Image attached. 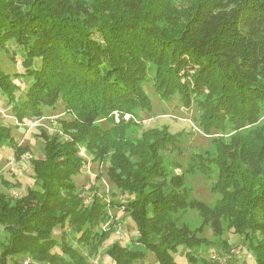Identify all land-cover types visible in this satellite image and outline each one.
I'll return each instance as SVG.
<instances>
[{
  "label": "trees",
  "instance_id": "1",
  "mask_svg": "<svg viewBox=\"0 0 264 264\" xmlns=\"http://www.w3.org/2000/svg\"><path fill=\"white\" fill-rule=\"evenodd\" d=\"M10 45L23 51L20 74L1 69L2 55L15 62ZM13 76L27 84L18 106ZM147 86L161 100L177 96L184 110L195 105L202 133L228 130L229 141L212 140L185 168L174 162L183 170L173 173L163 154L180 153L182 133L129 136L139 113L151 111ZM0 95L19 124L58 103L70 117L59 133L36 130L44 156L30 161L26 193H0V264H91L114 234L99 230L111 223L110 206L129 216L143 252L113 242L109 264H142L147 252L156 264H177L179 249L196 263L197 249L213 246L200 234L207 228L219 238L224 226L253 264H264V0H0ZM3 146L17 161L29 153L0 125ZM81 148L106 166L121 201L84 202L74 182L86 162ZM198 174L211 181L210 204L192 196L187 179ZM188 212L198 216L194 229L181 222Z\"/></svg>",
  "mask_w": 264,
  "mask_h": 264
},
{
  "label": "rangeland",
  "instance_id": "2",
  "mask_svg": "<svg viewBox=\"0 0 264 264\" xmlns=\"http://www.w3.org/2000/svg\"><path fill=\"white\" fill-rule=\"evenodd\" d=\"M12 52H14L16 56L15 62H12L7 55H2L1 69L11 75L16 73L20 74L22 72L20 63L23 51L18 46L13 47L10 45V48H8V56L11 55ZM13 82L19 86V89L16 91L14 102L15 105L18 106L23 101V95L27 88V84L24 80L14 76ZM147 87V93L151 100V111L148 113H139V118L134 120L135 124L129 131V136L133 140H137L141 137L143 131L154 128L160 129L162 127H167L171 134L182 133L179 140L180 153L166 150L163 154L164 164L168 168L170 167L173 173L179 174L180 171L187 166L189 157L194 153H202L207 150L212 140L222 138L224 142L229 141V137L233 133L228 130L225 132L213 130L207 136L202 133L199 127L200 111L195 105H193L190 110H184L177 96H173L170 100L164 101L156 95L150 86ZM69 119L70 117L64 113L63 107L58 103L53 109L44 111L42 117H31L29 120L24 121L25 124H19L14 116L13 105L6 97L0 95V125L9 127L15 141L29 148V153L25 154L18 161L14 159L13 151L9 147L3 146L1 148L0 176L2 177V181H0V193H10L14 198L21 197L26 193V190L32 186L30 179V161L32 159L43 158L44 156L42 144L35 135L36 132L41 129L53 134L59 133L61 121ZM263 123L264 116L260 119V124ZM80 155L85 158L86 162L84 163L83 172L74 182L77 185V189L82 192L81 195L84 202H89L94 195L99 196V198L107 204L116 199L121 201V198L116 194V189L113 188V185L106 176V166L92 163L91 158L84 154L82 148L80 150ZM174 162H178L183 168L176 169L172 166ZM187 180L188 186L192 188V196L194 198L206 204H210L216 199L210 191L211 181L208 180L206 175H194ZM107 211L111 223H109V221L105 224L103 223L100 225L99 230L106 225L105 231L111 227V233L114 232V234H111L110 238L99 247L95 256H88V260L91 264H109V259L105 252L113 242H119L122 245L134 244L132 241L136 230L129 216H127L123 210L116 211L112 209L111 206L107 208ZM181 222L186 223L190 227L192 225V229L199 225L196 212H188ZM66 230L68 231L69 229ZM115 232H119L120 235H116ZM68 233L70 244L76 246L74 232L69 230ZM200 235L210 242H213V246L210 244L199 247L195 252V258L197 259L196 263L188 262L184 256V251L179 249L178 252L174 254V259L177 264H202V259L215 264H240L243 262L253 264V255L241 246V239L234 236L225 226L219 238L214 237L212 231L207 228L204 229V232ZM3 236L2 234L0 238L3 239ZM54 237L58 239L59 234H54ZM215 242L218 244L221 243L222 247L224 245L223 243L227 244L230 248V252L223 254V251H220V245L217 244L216 247ZM82 251L84 254L88 253V250L85 248H82ZM247 255H250L252 260L248 259ZM17 261L8 259L9 264H41L31 260L29 262ZM143 262L141 263L156 264L154 256L149 252L146 253Z\"/></svg>",
  "mask_w": 264,
  "mask_h": 264
},
{
  "label": "built area",
  "instance_id": "3",
  "mask_svg": "<svg viewBox=\"0 0 264 264\" xmlns=\"http://www.w3.org/2000/svg\"><path fill=\"white\" fill-rule=\"evenodd\" d=\"M113 117H114L115 122L118 123L119 122V116H118V114L116 112H113ZM129 118H130L129 115H125L124 116V120H128ZM105 228H106V225H105V227L102 228V230L105 231ZM115 234L116 235H120L119 232H115ZM134 237L135 238L137 237V233H135ZM247 258L252 260V257L250 255H247Z\"/></svg>",
  "mask_w": 264,
  "mask_h": 264
},
{
  "label": "crops",
  "instance_id": "4",
  "mask_svg": "<svg viewBox=\"0 0 264 264\" xmlns=\"http://www.w3.org/2000/svg\"><path fill=\"white\" fill-rule=\"evenodd\" d=\"M131 248H132L133 250H138V251H142V252H143L142 247H141L140 245H138V244H134V245H132Z\"/></svg>",
  "mask_w": 264,
  "mask_h": 264
}]
</instances>
